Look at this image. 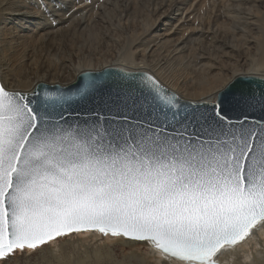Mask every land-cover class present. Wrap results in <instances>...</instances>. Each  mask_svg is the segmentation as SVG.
Segmentation results:
<instances>
[{"label": "snow or ice", "instance_id": "obj_1", "mask_svg": "<svg viewBox=\"0 0 264 264\" xmlns=\"http://www.w3.org/2000/svg\"><path fill=\"white\" fill-rule=\"evenodd\" d=\"M254 79L218 90L210 122L150 71L121 72L103 113L83 117L65 115L62 92L0 77V261L99 231L148 242L177 264H218L264 227V121L226 117L264 101L243 86Z\"/></svg>", "mask_w": 264, "mask_h": 264}, {"label": "rangeland", "instance_id": "obj_2", "mask_svg": "<svg viewBox=\"0 0 264 264\" xmlns=\"http://www.w3.org/2000/svg\"><path fill=\"white\" fill-rule=\"evenodd\" d=\"M1 1L2 4L5 3V1ZM39 1L24 0L29 6V10L35 11L33 21L36 23L33 25L32 22H27L23 26L16 25L19 30L26 32L31 29L27 27L29 25H32L34 29L50 25L46 20V16L51 13L52 7H49V4L47 5L48 0ZM74 2H77V0ZM38 4L41 7H38ZM82 4H84V13L78 7L79 4L74 9H71V6L67 4L64 7L65 23L57 30L58 33L56 31L40 38L36 37L31 41V45L18 44L19 41L17 40L20 39L15 36L17 32L13 33L15 29L9 32L6 31V27L10 26V21L8 19L4 21L3 27L5 25V29H2L4 35H1L3 37L1 45L7 62L12 66L9 74L13 81L27 82L28 79L33 77L35 71L63 70L65 72L64 79L66 78L67 81L64 80L66 82L61 84H66L74 76L79 64L84 65L86 61L87 63L97 64L105 57L107 59L110 57L113 59L118 58L129 48H148L150 57L146 56L145 62L144 60H141L143 62L136 61L134 64L124 62V60L118 62L125 64L126 67L124 68L127 69L152 71V73L154 69L151 66L154 64L161 69L163 68L162 70L169 76H173L181 82L184 81L183 83L187 87L200 88L209 86L211 81L208 77L215 73L226 74L228 78L233 71H245L249 64L260 55L261 42L264 44V0H84ZM167 5L175 6V9L173 8L171 11H175L177 17L181 16L184 13L183 11L192 14L191 21L193 24L188 22L180 27L175 26L167 39L162 37L158 39L159 42H156L157 39L149 41V28L152 27L158 7L167 10L169 8ZM58 7L59 5H56L54 8ZM176 7L179 8L176 9ZM208 21H212L208 30L193 33L194 23L205 24ZM30 32L32 31L30 30ZM151 49L153 50L150 52ZM17 50L22 51V56L18 60L14 58ZM26 53L34 54L33 62L30 60L33 65L30 63L31 65L28 66ZM253 57L255 58L252 60ZM149 58H152L151 62H148V60L150 61ZM25 62L27 63L25 64ZM149 63L153 64L150 65ZM259 72L264 73V70ZM85 234L87 235L85 236ZM74 239L77 241V246L82 249L85 246L89 248L92 244L87 251L90 250L89 254L93 255L88 257L87 260L90 262L93 256H99V258L101 256L102 259H99L98 264H109V262L110 264H120L123 259L127 261L125 264H132L128 260L129 256L142 253L148 256L149 251L146 245L140 243L132 246L127 245L125 240L128 239L123 237L114 238L102 236L95 232L87 233L86 231L61 238L55 242L56 244L45 245L31 256L21 257L16 255L8 259L7 264H45L46 262H52V257H50L48 251L52 248H59V244L67 241H71L70 247L76 248V244H73L75 243ZM70 250L69 248L65 252ZM108 253H110L109 257ZM56 254L60 255V258L63 257L58 251ZM72 259L75 261L76 256L71 258L70 264L74 263ZM43 260L46 262L44 263ZM148 260L150 263L153 262L152 257H149ZM0 264H3V262L0 261Z\"/></svg>", "mask_w": 264, "mask_h": 264}, {"label": "bare ground", "instance_id": "obj_3", "mask_svg": "<svg viewBox=\"0 0 264 264\" xmlns=\"http://www.w3.org/2000/svg\"><path fill=\"white\" fill-rule=\"evenodd\" d=\"M3 1H5L4 4H2L1 3L2 1L0 0V77H2L3 80L5 82H7L8 84L10 83L9 84L10 87L23 89L25 91L31 89L38 82H45V83H49V82L53 83L54 82V83H59V84L66 82L67 81L66 78L64 79V73L65 72L63 70H61V71H56V70L49 71V70H47L45 72L35 71L33 73V77L28 79L29 81H27V82H24V81L15 82L16 80L13 81V79L10 78V74H9V71L12 69V66L7 62L6 57L4 56L5 54H4V51H3V47L1 45L2 40H3V37L1 35H4V34H2V32H3L2 29H5L4 28L5 25L3 27V23H4V21L6 19H8L10 21L9 22L10 26L6 27V31L9 32L12 29L13 30L15 29L14 30L15 32L13 31V33L17 32L15 34V36H16L17 39H20V40H17V41H19L18 44H30L31 41L34 40V38H36V37L40 38V37H42L44 35L46 36V34H48V33L50 34V33L56 32L58 29H60L63 26V24L65 23V20H64V13H65L64 9L65 8L64 7L67 4L69 6H71V9H74V7H76L79 4L78 7L83 10L84 4H82V2L84 0H77V2H74L76 0H48L47 5L49 4V7H52V10H51V13H49L46 16V20H47V22L50 25L47 26V27L43 26L42 28H39V29H37V28L34 29L32 25L27 26V27L31 28L30 30L32 32H30V30H27L26 32H24L22 30H19L16 25L23 26L27 22H32L33 25H34V23H36L35 21H33L34 20V16L33 15H35V11L34 12L30 11L29 10L30 9L29 6L26 4V2H24V0H3ZM56 5H59V7L55 9L54 7H56ZM3 6H5V7L3 8ZM236 6H238V5H236ZM38 7H41V6L38 4ZM168 7L169 8L167 10L166 9H161V7L160 8L158 7V9H157V11L155 13V17H154L153 22H152V27L151 28L148 27L150 29L149 32H148L149 41L157 39L156 42H159L158 39H161L162 37H165L167 39V37L170 36V34L172 33V31H173L175 26L176 27H178V26L180 27L182 24H185V23H188V22L193 24V22L191 21V15L192 14L188 13L187 11H183L184 13L182 12L183 14L181 16L177 17L175 15V13H174L175 11L174 12L171 11V10H173V8L175 9V6L172 5V6H168ZM114 8H116V7H114ZM178 8L179 7H176V9H178ZM119 10H121V9H119ZM103 12H105V11H103ZM82 13H84V10H83ZM207 20H209V19H207ZM210 22H212V21H208L205 24H195L196 23V21H195L194 28H193V33L195 31H199V33H201L202 30H205V31L208 30L210 28ZM69 25H71V24H69ZM191 30H192V28H191ZM19 32H21V33H19ZM57 33H58V31H57ZM250 35H251V33H250ZM47 36H49V35H47ZM17 41H15V42H17ZM24 42H26V43H24ZM36 43H37V41H36ZM160 43H162V42H160ZM167 43H169V42H167ZM163 45H165V44H163ZM134 48H136V47H134ZM260 49H261L260 55L251 64H249L248 68L245 71H242V72H239V71L238 72L237 71L234 72L233 71V73L228 78H227L226 74L215 73L212 76L208 77V79L211 81L209 83H211V84L209 86H205V87L202 86L200 88H198V87H196V88L187 87L183 83L184 81L181 82V80L179 81L177 78H175L173 76L172 77L169 76L168 74H166V72L164 70H162L163 68L161 69L159 66H156L153 63H151V64H153L151 67H153L152 69H154L153 73L157 77L160 78V80L163 82L164 86L167 89L171 90L172 92L176 93L180 98L187 99V100H193V101L213 100L215 98L216 92L218 90H220L226 83L231 81L237 75H241V74H243V75L259 74V75L264 76V73L259 72L260 70H264V44L262 42L260 44ZM152 50L153 49H151L150 52ZM21 52L22 51L17 50V53L14 55V58H16L18 60V58L22 56ZM148 52H149L148 48H145V49H143V48H140V49L129 48L122 54V56L118 57V58H121V59H118V58H114L113 59L111 57L107 59L105 57V58H103V60L101 62H99L97 64L93 62L95 65L91 64L90 62H88V63H90V64H88L87 61H86V63L83 62L84 65L79 64L77 66L74 76H72V78L70 77L71 78L70 81H73L74 77H76L79 73H81L82 71H85V70H97V69H102V68L107 67V66H122V67H126L125 64L120 63L118 61L119 60L120 61L124 60V62H128V63L134 64V63H136V61L144 60L146 56H149ZM33 55L34 54H32V53L31 54H27L26 53V56H27L26 60L28 61V66H30L32 64L31 61L33 60ZM254 58L255 57H253L252 60ZM151 59H150V61L148 60V62H151ZM141 62H143V61H141ZM144 62H145V60H144ZM26 63L27 62H25V64ZM205 65H206V63H205ZM209 66L213 67L212 65H209ZM150 72H152V71H150ZM213 78H217V79H213ZM64 80H66V81H64ZM70 81H68V82H70ZM88 232H93L94 233V231H87V233ZM95 233H97V232H95ZM86 235L87 234H85V236ZM73 241H75V239ZM125 243L127 245H131V246L136 244V243H140V244L146 245L148 247V249H149L148 256L145 253H144L145 255L142 253V254H136V255L129 256L128 260L132 264H165L166 260H167L168 264H177V261L172 260L170 258L163 257L162 254L160 253V251L156 250L148 242H142V241H136V240L132 241L131 239H128V240H125ZM70 244H71V241L63 242V243L58 245L59 248L56 246L57 248L50 249V251H48V253L50 254V257H52V262H46L45 260H43V262L44 263L46 262L45 264H70L71 258L72 257L74 258L76 256L75 261H73V259H72V261L74 262L73 264H98L99 263V259L100 258L102 259L101 256H100V258H99V256L98 257L93 256L91 261L88 262L87 258L92 256L93 254L91 253L92 255H90L89 254L90 250L87 251V249H89L92 244L89 246V248H86V246L83 245V246H85L84 249L79 248L77 246V241H75V243H73V244H76V246H77L76 248L75 247H70L71 246ZM82 244H83V242H82ZM69 248L71 250L65 252ZM57 251L60 252L61 255H63L62 258H60V255L56 254ZM44 253L46 254L47 252H44ZM110 253H108V257L110 256ZM74 254H76V255L74 256ZM41 255H43V253H41ZM149 257H152V259H153L152 263H150V261L148 260ZM126 262H127L126 259H123L122 261H120V264H125ZM109 264H110V262H109ZM218 264H264V227L257 226L256 228H254V230L252 231L250 236L247 237L243 242L239 243L234 248L229 246L227 251H222L220 253V255H219Z\"/></svg>", "mask_w": 264, "mask_h": 264}, {"label": "water", "instance_id": "obj_4", "mask_svg": "<svg viewBox=\"0 0 264 264\" xmlns=\"http://www.w3.org/2000/svg\"><path fill=\"white\" fill-rule=\"evenodd\" d=\"M136 71H145V70L127 69L122 66H107L97 70H85L79 73L74 78L73 81L67 84H59V83L49 84L45 82H38L42 84L43 87L42 89H38L37 91H42V92L50 91V92H55L57 94L62 92L66 98H70L68 99L67 103L64 105V107L67 109V111L65 112L66 116H68L69 114L74 115L78 113L81 117H83L89 114L90 111H96V110H99L101 113H103L105 104L108 103L110 100L109 93L114 91V86L119 81L121 72H136ZM102 72L104 73V79L101 82L99 90L94 93H91V95L87 96V98L80 97L78 95V92L84 89H88L90 80L93 77H99ZM109 73L111 75H108ZM247 75L254 76L255 79L244 82L243 86L246 89L248 87H251V89L255 92L256 97L259 101L261 98V94L264 93V76L259 74H247ZM238 76L240 75H237L236 77ZM35 85L27 91L33 90L35 88ZM171 93L177 95L172 91ZM215 99L216 96L213 100L193 101L179 97L182 107H186L189 114L193 113L194 106L199 105L198 107H195V115L198 118H201L202 121L203 119H207L210 122L215 120V113L212 108V104L215 101ZM140 115L142 117L146 116V110H143L140 113ZM244 115L247 116L248 121L250 123L253 122L258 123L264 121V101L257 103L255 109L248 110L245 113H241V111L239 110L228 111L226 113V117L232 122L240 121L241 119H243ZM160 119H163V116H161ZM169 120H171L170 115H169ZM170 130L171 129H169V131ZM94 232H97L98 234L102 235L99 231H94Z\"/></svg>", "mask_w": 264, "mask_h": 264}]
</instances>
